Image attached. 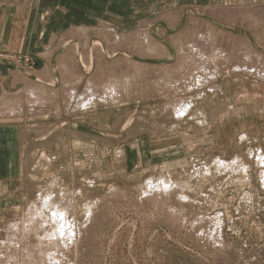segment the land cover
Returning <instances> with one entry per match:
<instances>
[{
    "label": "rangeland",
    "instance_id": "rangeland-1",
    "mask_svg": "<svg viewBox=\"0 0 264 264\" xmlns=\"http://www.w3.org/2000/svg\"><path fill=\"white\" fill-rule=\"evenodd\" d=\"M172 2L44 0L26 47L0 53V264H264V0ZM209 31L224 54L202 65L191 45ZM243 42L257 61L237 56ZM125 66L120 102L75 104L87 78ZM196 67L205 78H188ZM31 87L52 100L27 103ZM30 204L41 215L7 249Z\"/></svg>",
    "mask_w": 264,
    "mask_h": 264
},
{
    "label": "bare ground",
    "instance_id": "bare-ground-1",
    "mask_svg": "<svg viewBox=\"0 0 264 264\" xmlns=\"http://www.w3.org/2000/svg\"><path fill=\"white\" fill-rule=\"evenodd\" d=\"M26 3H28L29 2V0H24ZM24 3V2H23ZM247 10V9H246ZM245 11V10H244ZM248 11V10H247ZM252 11V10H251ZM259 12V11H258ZM247 13V15H252L251 14V12H246ZM261 13V12H260ZM257 14V13H256ZM263 14V13H262ZM246 15V16H247ZM260 15V14H259ZM259 15H254V17L256 16H259ZM252 17V16H251ZM254 17H252V18H254ZM261 17L262 16H260L259 18L261 19ZM246 18H250V17H246ZM264 19L262 18V20L261 21H263ZM254 22H256V19L254 20ZM208 34H207V36H206V39L203 37V33H202V35H198L197 36V40H194V43H192V45H191V48H193L192 50H194L195 48L194 47H196V46H199L198 45V42L199 43H203L204 44V46L207 48V49H204V48H200L201 46H199V48L200 49H202V50H206L205 51V53H204V55H201L200 57H202L203 58V63H202V65H204L209 59H210V56H217V57H221V55L222 54H224V51L223 52H221L220 51V49L218 48V47H215L214 45L213 46H211L213 43H211V40L212 39H210L211 38V36L212 35H209V33H210V31L209 32H207ZM213 34V33H212ZM144 35V36H143ZM143 37H144V39H147L148 40V37H147V34H144L143 33ZM195 35H197V34H195ZM205 36V35H204ZM117 39H119L120 37H117V36H115ZM204 38V39H203ZM202 41V42H201ZM194 44V45H193ZM211 44V45H210ZM206 45H208V46H206ZM229 45V44H228ZM236 45V44H235ZM226 48V47H225ZM224 49V48H223ZM242 50V51H241ZM240 51H241V53H240V55H237V56H239V58H241L243 61H255V58H257L256 59V61L260 58V55H258V53L255 51V50H253V48H251V46H249L247 43H245V42H243L242 43V47H241V49H240ZM239 51V52H240ZM198 52V51H197ZM230 53V52H229ZM238 53V52H237ZM226 54H228V53H226ZM231 54V53H230ZM239 54V53H238ZM236 56V55H235ZM262 56V55H261ZM222 57H223V55H222ZM199 59V58H198ZM223 59V58H222ZM224 59H226V56H225V58ZM228 59V58H227ZM238 59V58H237ZM194 60V59H193ZM262 60V59H261ZM191 61V60H190ZM263 62V61H262ZM207 63H209V62H207ZM249 63V62H248ZM259 63H261V62H259ZM210 64H214V63H212V61H210ZM238 64V63H237ZM241 64V63H240ZM251 64H253V63H251ZM251 64H248V65H251ZM224 65V64H223ZM255 65V64H254ZM200 66V65H199ZM247 66V65H246ZM126 67V66H125ZM208 67H210V66H208ZM213 67V66H212ZM214 67H215V69H217V71H219L220 70V68H219V65H217V64H214ZM225 67V66H224ZM263 67V66H262ZM242 68V67H241ZM131 69V68H130ZM222 69V68H221ZM243 69V68H242ZM252 69H255V68H253V67H251V68H244V72H245V74H250V73H253L252 72ZM257 69V68H256ZM262 69H264V68H262ZM196 72H195V74L194 75H189L188 76V78H192L193 80H200V78L201 77H206V71H205V69H204V67H196ZM260 70V69H259ZM186 71V70H185ZM221 71V70H220ZM220 71L218 72V73H220ZM264 71V70H263ZM256 72V71H255ZM260 72V71H259ZM102 73V72H101ZM182 73V72H181ZM80 74V73H79ZM97 74H99V73H97ZM118 74H120V76H116V75H114V76H111V78L110 77H108V76H106V78H105V81L103 82V83H105V84H101L102 82L101 81H99L100 79H96L95 77H93V78H91V79H88L87 78V81H85L86 83H87V85H86V83H85V86H86V89H85V92H87L88 94H85V92H83L84 94H81V95H79V97H78V99H77V101H78V103H76L75 102V104H81L82 103V106H84V107H87V106H91L92 104H96V103H103L104 101H111V103L112 102H120V99H121V96H123V95H125V96H127V93H129V91L131 90V88H132V86L130 87V84H131V82L132 81H134V77H132V76H130L131 74H129V67H126V68H122L120 71H119V73ZM142 74H144V72L143 71H141V74H140V76L142 75ZM183 74V73H182ZM210 74V73H209ZM222 74V73H221ZM247 74V75H248ZM167 75V74H166ZM218 75V74H217ZM252 75V74H251ZM77 76V75H76ZM178 76V75H177ZM185 76V75H184ZM79 78H81V76H78ZM77 77V78H78ZM97 77H98V75H97ZM262 77L264 78V75H262ZM75 79L74 81H80L81 79ZM110 78V79H109ZM160 78V77H159ZM203 78V79H204ZM211 78V77H210ZM136 79V78H135ZM186 79V78H185ZM169 80V79H168ZM172 80H174V79H172ZM187 80V79H186ZM183 81H184V79L182 80L181 78L180 79H178V80H176V82L175 81H173V82H175V83H173L172 81H171V83H173V84H175V85H180L181 84V82L183 83ZM203 81V80H202ZM202 81H201V83H202ZM207 81V80H206ZM66 82V81H65ZM83 82V81H82ZM81 82V83H82ZM193 82V81H192ZM71 83V82H70ZM78 84V83H77ZM77 84H75V85H77ZM184 84H185V81H184ZM196 84V83H195ZM205 84H207L206 82H205ZM72 85H74V83L72 84ZM71 85V86H72ZM74 85V86H75ZM82 87V86H81ZM168 88L169 87H171V86H167ZM186 87V86H185ZM184 87V88H185ZM63 88V87H62ZM180 88V87H179ZM179 88H177L178 90H179ZM183 88V89H184ZM36 88H33V87H31V88H27V93H26V95H27V97H26V100H27V103H29V104H32V103H38V105L39 104H45V103H47V102H49L50 100H52L51 98H53V95L52 94H50V95H48L47 94V99H46V97H44V93H41V91H36L35 90ZM44 89V88H43ZM42 89V90H43ZM97 90H100L101 92L100 93H96V91ZM185 90V89H184ZM44 91V90H43ZM76 91H78V90H76ZM132 91H135V90H132ZM193 91V90H192ZM182 92H183V90H182ZM68 93V95H66L65 96V102H67L68 101V103H70V102H73V101H75L76 100V97L77 96H75L74 95V93H75V91L72 89L71 90V88L69 89V92H67ZM77 94V93H76ZM65 95V94H64ZM57 100V99H56ZM55 100V101H56ZM19 101L20 100H11L10 101V103H7L6 105H5V111L4 112H6V114H19L20 112H21V108L19 107V106H17V104H19ZM178 101V100H177ZM63 102H64V100H63ZM80 102V103H79ZM53 102H51V104H52ZM73 104V103H72ZM41 105H39V106H41ZM46 105V104H45ZM53 105V104H52ZM51 105V106H52ZM67 105H69V104H67ZM107 105V104H106ZM22 107H23V105H21ZM32 106H34V105H32ZM48 106V105H47ZM57 106L55 105V108H56ZM70 107V106H69ZM174 107H176V106H174ZM24 108V107H23ZM37 108V107H36ZM59 108V107H58ZM171 108H172V106H171ZM185 108H186V106H182L181 108H178L177 110H175V108H172V109H174L175 111H177L176 113L178 114H182L183 112H185ZM68 110V109H67ZM50 111V110H49ZM58 111V110H57ZM172 111V110H171ZM4 112H3V110L1 111V113H3L4 114ZM219 161V160H218ZM231 162H230V165H228L229 167L231 166ZM220 165V164H219ZM220 166H224V164H221ZM233 166V165H232ZM225 167V166H224ZM223 167V168H224ZM234 167V166H233ZM228 168V167H227ZM232 168V167H231ZM226 169V168H225ZM234 169H235V167H234ZM246 170V169H245ZM247 172V171H246ZM241 173V172H240ZM218 177V176H217ZM163 186H164V188L165 189H168V185H166L165 183H163ZM216 192V191H215ZM32 209H36V212H38L40 209L35 205V207L34 208H32ZM39 212H41V211H39ZM57 213V214H56ZM56 213H54L53 215V218L57 221L58 220V225L59 226H61V228L59 229V233H66V230H65V225H66V223H65V216H64V213H58V212H56ZM61 215H63V218H61ZM35 217V214H34V212L32 211V210H30L29 211V215H28V218L24 221V223L22 224L21 222V224L23 225V229H22V231H20L21 230V227H20V232L21 233H18L16 230H18L17 229V227H16V229L15 230H13L11 233H9L8 235H9V237H8V242H9V246H7V249H14L15 247V249L17 250V247H18V243H20L19 242V240H20V238H22L21 236L23 235V237H25V236H27L28 237V232H29V230L31 229V224H33L34 223V220H32V217ZM24 220V219H23ZM63 224H65L64 226H63ZM34 228V227H33ZM12 230V229H11ZM20 234H22V235H20ZM72 235V234H71ZM55 244V243H54ZM59 245V244H58ZM57 244L55 245V246H58ZM51 246V245H50ZM71 246V245H70ZM20 247V246H19ZM44 247V246H43ZM40 248V247H39ZM59 248V247H58ZM42 254V253H41ZM12 256V255H11ZM57 258V257H56ZM12 258L11 257H7V259H6V261H9V260H11ZM41 260V259H40ZM38 264H40V263H38Z\"/></svg>",
    "mask_w": 264,
    "mask_h": 264
},
{
    "label": "crops",
    "instance_id": "crops-1",
    "mask_svg": "<svg viewBox=\"0 0 264 264\" xmlns=\"http://www.w3.org/2000/svg\"><path fill=\"white\" fill-rule=\"evenodd\" d=\"M44 0H30L29 4L21 3L18 0H0V53L15 55L16 49L19 51L26 47L27 39L30 36V20L34 4L43 3ZM93 1V0H91ZM138 2L140 0H137ZM136 0H121L124 7L137 8ZM210 0H173L172 6L199 5L208 3ZM135 6V7H134ZM128 7V8H129ZM3 62H0V65ZM4 89L2 86V77L0 76V98L3 97ZM6 143V142H5ZM0 160H2L0 158Z\"/></svg>",
    "mask_w": 264,
    "mask_h": 264
},
{
    "label": "clouds",
    "instance_id": "clouds-1",
    "mask_svg": "<svg viewBox=\"0 0 264 264\" xmlns=\"http://www.w3.org/2000/svg\"><path fill=\"white\" fill-rule=\"evenodd\" d=\"M51 198H52V195H51V193H49L47 196H45L40 201L41 205L42 206H47ZM29 207L30 208H34L35 207V204H30ZM40 215H41V212H39V211L36 212L35 213V217H33V219L38 218ZM61 218H63V215H61ZM16 227H17V225L15 223H13V224L10 225V228L13 229V230H15ZM54 264H60V262L59 261H55Z\"/></svg>",
    "mask_w": 264,
    "mask_h": 264
}]
</instances>
